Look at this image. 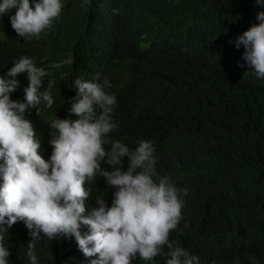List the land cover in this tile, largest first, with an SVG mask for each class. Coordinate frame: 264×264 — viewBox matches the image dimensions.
<instances>
[{
    "label": "trees",
    "instance_id": "1",
    "mask_svg": "<svg viewBox=\"0 0 264 264\" xmlns=\"http://www.w3.org/2000/svg\"><path fill=\"white\" fill-rule=\"evenodd\" d=\"M35 2L29 0L30 7ZM61 3V14L52 26L31 40L15 38L0 15V78L7 79L8 70L23 56L48 73L41 90L52 85V107L42 101L39 115L36 109L31 114L40 130L39 143L46 146L39 154L51 155L47 124L70 99L66 90L70 72L107 77L116 91L111 119L117 128L105 139L130 149L151 141L157 175L187 189V195L180 196L181 220L171 231L170 242L198 257V264H264V78L257 79L241 58L243 46L235 47L243 32L259 24L256 16L264 12V4L255 0ZM17 80L19 87L10 100L21 92L27 74H19ZM128 163L123 158V170ZM101 167L111 170L104 163ZM96 177L88 208H97L99 199L110 207L116 189L99 173ZM3 227L8 264H31L30 235L24 224ZM80 231L88 229L82 226ZM163 251H168L166 246ZM34 252L37 264H91L96 259L79 261L74 237L44 238L35 243ZM166 258L143 261L137 255L132 264H165Z\"/></svg>",
    "mask_w": 264,
    "mask_h": 264
},
{
    "label": "clouds",
    "instance_id": "2",
    "mask_svg": "<svg viewBox=\"0 0 264 264\" xmlns=\"http://www.w3.org/2000/svg\"><path fill=\"white\" fill-rule=\"evenodd\" d=\"M255 2L264 4V0ZM12 8L17 9L11 12ZM62 8L61 0H37L33 7L29 0H0L4 26L18 39L38 38ZM256 19L259 24L243 32L235 47L243 46L241 58L259 79L264 78V12L257 13ZM22 73L27 80L10 100ZM6 75L7 79L0 78V230L6 231L3 225L24 224L30 235L31 264H37L35 243L57 237H74L81 252L79 261L96 257L91 264H132L137 255L143 261L165 256V264H198V257L169 240L181 220L180 196L187 195V189L180 190L167 176L157 175L151 141H140L130 149L105 139L117 128L111 119L116 91L107 77L70 72L66 83L70 99L59 107V116L48 121L52 152L43 158L39 153L46 146L39 143L40 130L31 114L36 109L39 115L42 101L48 108L54 103L52 85L41 90L48 73L22 56ZM123 158L129 162L126 170ZM102 163L111 170H104ZM97 173L116 189L110 207L99 199L97 208H88ZM86 208L92 210L88 215ZM82 226L88 231L82 233ZM3 240L0 234V264H8L10 252Z\"/></svg>",
    "mask_w": 264,
    "mask_h": 264
}]
</instances>
